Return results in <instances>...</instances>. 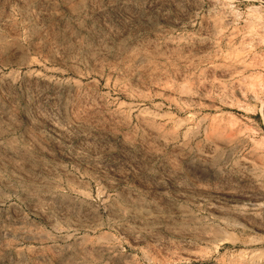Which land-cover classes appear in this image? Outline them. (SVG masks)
Instances as JSON below:
<instances>
[{
	"label": "rangeland",
	"instance_id": "rangeland-1",
	"mask_svg": "<svg viewBox=\"0 0 264 264\" xmlns=\"http://www.w3.org/2000/svg\"><path fill=\"white\" fill-rule=\"evenodd\" d=\"M0 264H264V0H0Z\"/></svg>",
	"mask_w": 264,
	"mask_h": 264
}]
</instances>
